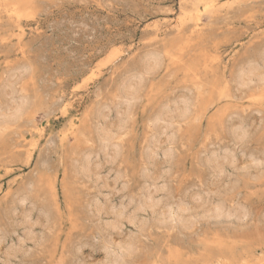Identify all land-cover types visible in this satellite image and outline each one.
<instances>
[{
    "label": "rangeland",
    "instance_id": "obj_1",
    "mask_svg": "<svg viewBox=\"0 0 264 264\" xmlns=\"http://www.w3.org/2000/svg\"><path fill=\"white\" fill-rule=\"evenodd\" d=\"M263 75L264 0H0V264H264Z\"/></svg>",
    "mask_w": 264,
    "mask_h": 264
},
{
    "label": "bare ground",
    "instance_id": "obj_2",
    "mask_svg": "<svg viewBox=\"0 0 264 264\" xmlns=\"http://www.w3.org/2000/svg\"><path fill=\"white\" fill-rule=\"evenodd\" d=\"M211 2H212V1H211ZM214 3H215V2H214ZM213 6H214V5H213ZM213 6H212V7H213ZM154 56H155V55H154ZM152 58H153V57H151L150 59L152 60ZM154 58H155V57H154ZM155 59H156V58H155ZM151 60H150V61H151ZM153 60H154V59H153ZM153 60H152V61H153ZM147 63H148V62H147ZM148 64H149V65H148ZM148 64H147V65L150 66L151 62L148 63ZM155 65H156V61H155ZM155 65L153 66V63H152L150 67H151V68H152V66L155 67ZM148 66H146V67H148ZM150 67H149V69H150ZM152 69H153V68H152ZM250 70H251V69H250ZM248 73H249V72H248ZM250 73H251V72H250ZM262 74H263V73H262ZM262 74H261V75H262ZM240 76H241V75H240ZM263 76H264V75H263ZM263 76H262V77H263ZM259 77H261V76H259ZM240 79H241V77H240ZM260 79H263V78H260ZM140 80H141V79H139V82H140ZM263 80H264V79H263ZM136 82H138V81H136ZM139 82H138V83H139ZM132 83H133V82H132ZM139 84H140V83H139ZM139 84H138L137 87H139ZM136 85H137V84H136ZM136 85H135V86H136ZM129 86L134 87V86H132V85H129ZM131 87H128V89L130 90ZM133 90H134V89H133ZM135 90H136V89H135ZM135 90H134V93H135ZM126 91H127V90H126ZM136 91H137V90H136ZM127 92H128V91H127ZM127 92H126V93H127ZM129 92H130V91H129ZM131 94H132V92H131ZM135 96H137L136 93H135ZM129 97H130V98H129ZM132 97H133V95H130V94L128 95V94H126V98H127L126 101H127V100L131 101L130 99H131ZM128 98H129V99H128ZM133 100H134V98H132V101H131V102H133ZM181 101H182V100H181ZM185 101H186V100H185ZM185 101L183 100L181 103H183V102H185ZM127 103H128V102H127ZM181 103H180V105H179L180 107H182V106L184 107V106L186 105V104L183 105L184 103L181 105ZM185 103H187V102H185ZM128 104H129V103H128ZM128 104H127V105H128ZM130 104H131V103H130ZM187 104H188V103H187ZM128 106H129V105H128ZM180 107H179V108H180ZM183 107H182V109H181V108H180V109H181V110L186 109V108L183 109ZM175 108H176V110H177V107H175ZM164 109H165V108H164ZM180 109H178V110H180ZM176 110H175V111H176ZM178 110H177V113H178ZM175 111H174V113H175L176 115H175V114H173V115H174V116H177V115L179 116V113L177 114ZM184 111H185V110H184ZM184 111H182V113H183ZM180 112H181V111H180ZM185 112H187V109H186ZM168 114H170V113H168ZM183 114H186V113H183ZM173 115H172V116H173ZM169 116H171V115H169ZM169 116H168V117H169ZM174 116H173V117H174ZM160 117H161V119H163L161 114H160ZM160 117H159V118H160ZM164 117H165V116H164ZM179 118H180V116H179ZM157 119H158V118H157ZM164 119H165V118H164ZM170 119H171V118H169L168 121H169ZM177 119H178V118H177ZM166 120H167V119H166ZM172 120H173V119H172ZM172 120H170V121L172 122ZM169 123H170V122H169ZM161 126H162V125H161ZM103 129H104V128H103ZM115 130H116V129H115ZM117 131H118V130H117ZM106 133H107V132H105V134H104V133L102 134V136H103V138H104L105 140L109 138V135H111V133H110V134H106ZM108 133H109V132H108ZM112 134H113V133H112ZM113 135H114V134H113ZM111 136H112V135H111ZM111 136H110V137H111ZM111 138H112V137H111ZM106 141H107V140H106ZM109 141L111 142L110 139H109ZM109 141H107V142H109ZM107 144H108V143H107ZM111 144H112V143H111ZM112 145H113V146H116V143H115V144H112ZM115 150H116V149H115ZM154 194H155V193H154ZM148 195L150 196L151 194H148ZM152 196H153V195H152ZM152 196H151V197H152ZM151 197H150V198H151ZM148 198H149V197H148ZM141 203H142V202H141ZM181 207H182V206H181ZM220 210H221V209H220ZM232 210H233V209H232ZM215 211H216V210H215ZM170 214H171V213H170ZM173 217L177 218V216H175V215H174ZM173 217H172V218H173ZM181 218H182V217L180 216V217H179V221L181 220ZM175 220H176V219H175ZM177 221H178V219H177ZM126 249H127V248H126Z\"/></svg>",
    "mask_w": 264,
    "mask_h": 264
}]
</instances>
